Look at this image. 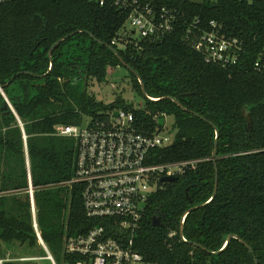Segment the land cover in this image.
Returning a JSON list of instances; mask_svg holds the SVG:
<instances>
[{"label":"trees","instance_id":"16d2710c","mask_svg":"<svg viewBox=\"0 0 264 264\" xmlns=\"http://www.w3.org/2000/svg\"><path fill=\"white\" fill-rule=\"evenodd\" d=\"M152 1L180 11V26L161 41L144 39L125 47L112 42L128 14L111 0L104 6L95 0L0 4V85L20 118L4 108L0 91V240L38 245L32 196L41 236L56 256L68 235L88 228L82 185L70 183L76 176L78 141L58 134L57 128L80 124L85 115L104 119L124 108L134 112V125L141 130H154L165 114L174 118V142L155 151L157 163L199 160L195 169L161 183L152 194L136 238L146 261L256 264V258L264 264V2ZM192 19L200 20L202 30L210 28V21L218 22L227 36L238 38L243 48L237 62H207L186 40ZM62 38L51 60L49 52ZM95 38L119 50L139 72L151 97H176L188 110L170 98L146 97L145 106L138 109L121 96L108 105L97 100L93 82H105L109 68L124 65ZM129 73L143 94L138 77ZM244 109L251 113L252 128ZM209 121L220 132L218 192L188 214L184 227L185 237L203 249L183 241L180 227L184 213L209 201L215 190L216 129ZM156 216L161 226L153 224ZM231 233L238 238L221 253H212Z\"/></svg>","mask_w":264,"mask_h":264},{"label":"built area","instance_id":"2783aa9c","mask_svg":"<svg viewBox=\"0 0 264 264\" xmlns=\"http://www.w3.org/2000/svg\"><path fill=\"white\" fill-rule=\"evenodd\" d=\"M10 0H0V4ZM104 6L108 0H95ZM264 2V0H261ZM128 16L113 45H140L149 39L161 41L178 26L181 12L161 6L152 0H111ZM192 19L186 29V40L202 53L207 62L224 65L236 63L242 43L227 36L223 26L209 22V29ZM129 24L131 30L125 27ZM134 35V37L132 35ZM115 111H118L117 115ZM158 121L154 130L137 129L135 115L129 109L109 112L107 118L89 116L80 124L61 125L58 134L75 137L78 141L76 176L70 182L82 185V200L88 228L68 235L63 244V264H150L136 246V238L152 194L157 191L164 176L180 177L188 169H195L199 160L157 163L155 151L173 144L174 128ZM167 126V127H166ZM33 192V191H32ZM34 224L38 239L48 253L26 257L23 261L50 260L58 264L41 236L32 196ZM68 257L73 258L68 259ZM13 261L0 258V264Z\"/></svg>","mask_w":264,"mask_h":264},{"label":"rangeland","instance_id":"374dc122","mask_svg":"<svg viewBox=\"0 0 264 264\" xmlns=\"http://www.w3.org/2000/svg\"><path fill=\"white\" fill-rule=\"evenodd\" d=\"M201 1V0H192ZM128 31L131 30L129 24L125 27ZM130 35H132L130 33ZM134 37V35H132ZM91 86V92L95 94L97 100L104 102L106 105L112 103L118 97H122L126 103L134 108H142L146 104V96L137 91L132 82V76L124 66L116 68H109L108 77L105 82L99 83L98 81L93 82ZM167 126L172 129L174 118L168 116ZM89 120V115L84 116V121ZM165 119H162L164 123ZM166 126V127H167ZM32 198V197H31ZM49 248V247H48ZM50 250V248H49ZM50 252L54 255L58 264H63V252L56 256L51 250ZM48 252L44 250L38 240V245L30 246L28 244H21L19 242L7 243L0 240V258H9L13 261L12 263L17 264H52L50 260H33L23 261L26 257H36L46 255Z\"/></svg>","mask_w":264,"mask_h":264},{"label":"water","instance_id":"95a60500","mask_svg":"<svg viewBox=\"0 0 264 264\" xmlns=\"http://www.w3.org/2000/svg\"><path fill=\"white\" fill-rule=\"evenodd\" d=\"M66 38V37H65ZM65 38H62V39H60V40H58L53 46H52V48H51V50H50V52H49V57H50V59L52 60L53 59V49L55 48V46L56 45H58L60 42H62ZM96 40H98L100 43H103V44H105V45H107L108 47H110V49H112V51H114V53L118 56V58L120 59V61L123 63V65L129 70V71H131L132 73H134L137 77H138V79H139V81H140V83H141V87H142V91H143V94L147 97V98H149V99H151V100H153V101H156V100H159V99H161V98H170V99H172L173 101H175L179 106H181L184 110H188L176 97H173V96H165V97H160V98H154V97H151L148 93H147V90H146V86H145V83L143 82V79H142V77H141V75L139 74V72L135 69V68H133L129 63H127L125 60H124V58L121 56V54H120V52H119V50L116 48V47H114L113 45H109L108 43H106V42H103V41H101L100 39H98V38H95ZM52 67H53V62L51 61V67H50V69H52ZM50 71V70H49ZM49 71L47 72V73H49ZM26 73H30V72H26ZM19 74H21V72H19V73H17L7 84H10L11 82H12V80L16 77V76H18ZM37 76H39V77H42V76H44V75H37ZM3 89H4V86H2V85H0V91H1V93L3 94V96L5 97V102H6V105L4 106V108H6V107H10V109H11V111L17 116V118L19 119V121H20V118H19V116H18V114L16 113V111H15V109L13 108V106L11 105V103H10V101H9V99L6 97V95H5V93L3 92ZM117 113H118V111H115V114L117 115ZM198 116H200L199 114H197ZM243 115L246 117V119H247V123H248V125H249V127L250 128H252L253 127V119H252V117H251V113L250 112H248L247 111V109H244V111H243ZM203 119H205L204 117H202ZM206 120V119H205ZM209 123L211 124V125H213V127L216 129V140H215V146H214V150H213V160H214V163H215V170H216V184H215V190H214V193H213V196H212V198L209 200V201H207L206 203H203V204H200V205H197V206H194V207H192V208H190L189 210H187L185 213H184V215L182 216V218H181V227H180V235H181V238L183 239V241H185V242H188V243H190V244H192V245H194V246H197V247H200V248H203V249H206V247H204L202 244H200V243H197V242H193V241H189L186 237H185V235H184V227H185V222H186V219H187V216H188V214L191 212V211H193V210H196V209H198V208H200V207H203V206H205L206 204H208L209 202H211L214 198H215V196L217 195V192H218V185H219V171H218V165H217V157H216V155H217V149H218V144H219V136H220V132H219V129L217 128V126L213 123V122H210L209 121ZM25 137H26V135H25ZM162 182H174V181H176V180H178V177H176V176H164V177H162ZM153 224L155 225V226H161L162 225V223H161V218L159 217V216H156L154 219H153ZM232 238H238V235H236V234H233V233H231V234H229L228 236H227V238H226V241H225V244L223 245V247L220 249V250H218V251H211L212 253H215V254H218V253H221L222 251H224L225 250V248L229 245V243H230V241L232 240ZM241 241L243 242V243H245L246 244V246L249 248V250L254 254V250H253V248L244 240V239H241ZM255 262H256V264H258V260L255 258Z\"/></svg>","mask_w":264,"mask_h":264}]
</instances>
